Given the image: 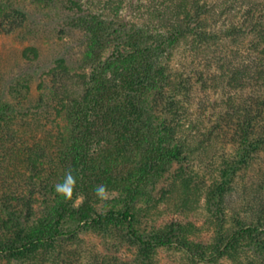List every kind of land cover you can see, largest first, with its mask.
Instances as JSON below:
<instances>
[{"label": "trees", "instance_id": "trees-1", "mask_svg": "<svg viewBox=\"0 0 264 264\" xmlns=\"http://www.w3.org/2000/svg\"><path fill=\"white\" fill-rule=\"evenodd\" d=\"M59 1L84 12L81 0ZM150 1L153 17L141 23L91 11L77 18L91 70L58 58L35 99L27 82L0 91V264H160V248L182 252L189 264H264V0L238 8L237 0ZM122 2L103 6L119 11ZM239 12L222 36L215 20ZM223 40L243 45L249 61L231 66L229 55H217ZM180 45L191 59L217 64L233 87L250 88L197 138L187 114L190 70L170 66ZM29 54L37 50L25 48ZM217 142L230 151L205 175L197 150ZM249 167L251 192L244 185L240 210L227 213ZM69 171L76 185L65 199L54 188ZM201 199L208 241L193 222L157 224L160 202L184 213ZM88 233L133 248V258L94 250Z\"/></svg>", "mask_w": 264, "mask_h": 264}, {"label": "rangeland", "instance_id": "rangeland-1", "mask_svg": "<svg viewBox=\"0 0 264 264\" xmlns=\"http://www.w3.org/2000/svg\"><path fill=\"white\" fill-rule=\"evenodd\" d=\"M81 1L84 12L76 9L70 10L59 0H0V91L6 92L11 85L27 82L31 88L30 96L35 99L41 91L38 85L41 81L47 80L46 72L58 58H64L73 70H80L85 65L87 71L91 70V61H88V64L84 62L88 38L77 22V18L83 14L88 15L90 11L104 13L106 17L113 19L122 17L130 23H141L153 17L150 0H124L119 11L115 8L104 7V0ZM242 1L237 0L234 7L238 8ZM15 9L21 11L22 15L16 14ZM240 17L239 12L233 17L220 16L215 20L220 27L223 26L220 34L224 36L225 28L230 21L239 23L242 20ZM224 42L225 47H220V50L216 48V53L217 55L220 52L222 55H229L231 66L234 64L240 67L244 61L245 63L249 61L250 56L241 52L243 45L233 43L231 40ZM27 47H34L37 55L29 54L30 58L23 56V51ZM183 47L184 45H180L175 50L170 66L174 70L181 71V66H184L182 71L190 70L193 90L187 114L188 119L194 124L191 129L192 135L197 138L203 132L205 133L208 127L214 125L217 116L222 111L249 93L250 88L247 86L233 87V83H228L227 76L223 79L219 78L222 71L217 64H211L208 58L206 60L201 54L191 59L184 53ZM238 47L240 48L239 54L234 53L233 51ZM108 52L109 48L98 50L97 56L102 58ZM227 65L226 63L224 66ZM224 70H226L225 67ZM229 151L230 149L221 142L205 150L198 149L197 155L202 159V161L196 160V164L200 167L199 170L202 169L205 175L216 172L218 164ZM237 180H239L238 186L228 198L230 210H227V213H230L232 209L240 210L238 203L243 196L241 188L244 185L247 187L245 191L251 192V167L245 171L243 178L239 176ZM109 194V197L114 195V193ZM204 206V201L201 199L193 211L183 213L169 209L165 201L160 202L158 210L155 211L157 224L190 221L201 228L198 239L208 241L212 232L210 225L206 223L207 212ZM84 238L94 250L108 254V256H115L121 262H127L133 258V248L125 244L113 246L106 239L92 233L84 234ZM157 257L160 264L190 263L183 257L182 252L172 249L160 248Z\"/></svg>", "mask_w": 264, "mask_h": 264}, {"label": "clouds", "instance_id": "clouds-1", "mask_svg": "<svg viewBox=\"0 0 264 264\" xmlns=\"http://www.w3.org/2000/svg\"><path fill=\"white\" fill-rule=\"evenodd\" d=\"M75 185L76 178L73 176L71 171H69L65 173V177L62 182L55 185L54 190L59 196L65 199H70ZM95 191L97 196L103 198L106 193V188L105 186L100 185L95 189Z\"/></svg>", "mask_w": 264, "mask_h": 264}]
</instances>
